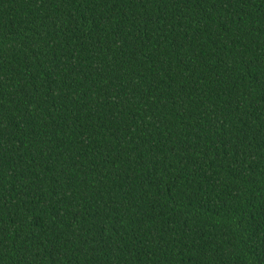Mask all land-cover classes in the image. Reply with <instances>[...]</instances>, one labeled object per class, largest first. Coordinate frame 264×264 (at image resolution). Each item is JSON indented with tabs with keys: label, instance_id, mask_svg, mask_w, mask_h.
<instances>
[{
	"label": "trees",
	"instance_id": "trees-1",
	"mask_svg": "<svg viewBox=\"0 0 264 264\" xmlns=\"http://www.w3.org/2000/svg\"><path fill=\"white\" fill-rule=\"evenodd\" d=\"M0 264H264V0H0Z\"/></svg>",
	"mask_w": 264,
	"mask_h": 264
}]
</instances>
